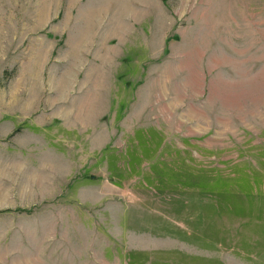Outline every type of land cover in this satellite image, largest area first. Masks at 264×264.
<instances>
[{"label":"rangeland","instance_id":"1","mask_svg":"<svg viewBox=\"0 0 264 264\" xmlns=\"http://www.w3.org/2000/svg\"><path fill=\"white\" fill-rule=\"evenodd\" d=\"M0 264H264V0H0Z\"/></svg>","mask_w":264,"mask_h":264},{"label":"trees","instance_id":"2","mask_svg":"<svg viewBox=\"0 0 264 264\" xmlns=\"http://www.w3.org/2000/svg\"><path fill=\"white\" fill-rule=\"evenodd\" d=\"M26 210V209H25ZM26 211H29V212H31V209H27Z\"/></svg>","mask_w":264,"mask_h":264}]
</instances>
